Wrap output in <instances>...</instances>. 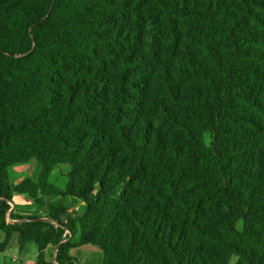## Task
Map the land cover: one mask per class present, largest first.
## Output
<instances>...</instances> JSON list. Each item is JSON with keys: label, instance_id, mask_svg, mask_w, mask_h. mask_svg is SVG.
<instances>
[{"label": "trees", "instance_id": "1", "mask_svg": "<svg viewBox=\"0 0 264 264\" xmlns=\"http://www.w3.org/2000/svg\"><path fill=\"white\" fill-rule=\"evenodd\" d=\"M0 230L36 264H264V0H0Z\"/></svg>", "mask_w": 264, "mask_h": 264}, {"label": "crops", "instance_id": "2", "mask_svg": "<svg viewBox=\"0 0 264 264\" xmlns=\"http://www.w3.org/2000/svg\"><path fill=\"white\" fill-rule=\"evenodd\" d=\"M33 160H37V159H31L26 163H20V164H16V165L9 167V169H8L9 180L14 184L22 181L25 178L37 180L39 173H40V170H41V162L39 160H38L39 162H36ZM60 165L61 164L57 165L56 167H59ZM56 167H54L51 170L49 177H48V181L54 185H56V184L52 181L51 173ZM12 169H15L13 171H15L16 174L21 175V177L17 178L15 181L11 180ZM24 170H29L31 173L29 174V172H27V171L25 172ZM59 170L62 173H64L66 176V173L69 170V168L65 169V167H64V168H60ZM33 172H35V173H33ZM66 184H67V182H66ZM66 184L64 185V187H59L57 185L56 186L64 189L66 187ZM38 195H41L40 192L38 193ZM57 199H58V197L56 195H47V196L43 197L44 202L47 204L52 203ZM74 206H75V209H80L82 207V204L81 203H75ZM47 215H48V207L46 205H39V204L35 203L27 194L14 193L12 196V200L9 201V208L6 211V223L7 224H16V223L20 224L21 222L25 221L27 219V217H36L38 219L48 220ZM4 239H5V233H4V231L0 230V240H2V241H0V251L5 250L9 245L13 244L17 248L19 253H21V252L27 250V246L29 243H33V242H29L23 248H20L19 244H18V234L13 233L12 236L10 237L8 243L3 247V246H1V244L4 242ZM84 249L92 251L94 248H90V246L84 245V246L75 247L71 250V254L76 258L78 264H82V263L80 261L81 259L78 255V253H76V252L77 251H83ZM95 249H97V248H95ZM97 250H99V249H97ZM56 251H57V246H52V245L47 246L43 252L45 260L47 262H52L55 264ZM37 254H38V250L36 253V257L33 260H31V264H36ZM102 259H103V256H102ZM101 263H102V261H101ZM0 264H22V258L20 256V254H18V255L15 254L10 259H1Z\"/></svg>", "mask_w": 264, "mask_h": 264}, {"label": "rangeland", "instance_id": "3", "mask_svg": "<svg viewBox=\"0 0 264 264\" xmlns=\"http://www.w3.org/2000/svg\"><path fill=\"white\" fill-rule=\"evenodd\" d=\"M33 161L39 162L38 160H33ZM64 167H65V169L69 168V166L67 164H61L59 167H56L51 173L52 181L59 187H64V185L67 182V177L65 176L64 173H62L59 170L60 168H64ZM13 170H15V169H12V171H11V180L15 181L17 178L21 177V175L16 174L15 171H13ZM24 171L29 172V174L31 173L29 170H24ZM33 173H35V172H33ZM236 225L240 229L242 226V221L239 220ZM0 241H2V240H0ZM90 248H94V247L90 246ZM36 253H37V247L34 243H29L27 246V250L23 251L21 253H19L17 248L13 244H11L5 250L0 251V260L1 259H10L13 255L20 254V256L22 258V264H31V260H33L36 257ZM76 253H78V255L81 259L80 261L82 264H101L103 255H102L101 251H99L95 248L92 251L84 249L83 251H77ZM236 259L237 258L235 256H233L231 258L230 264H235Z\"/></svg>", "mask_w": 264, "mask_h": 264}]
</instances>
